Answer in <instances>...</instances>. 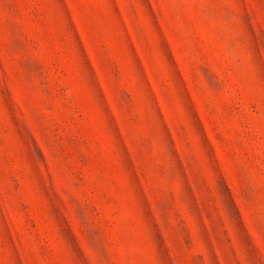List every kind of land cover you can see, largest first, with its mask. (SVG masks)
Masks as SVG:
<instances>
[{
    "label": "rangeland",
    "instance_id": "374dc122",
    "mask_svg": "<svg viewBox=\"0 0 264 264\" xmlns=\"http://www.w3.org/2000/svg\"><path fill=\"white\" fill-rule=\"evenodd\" d=\"M0 264H264V0H0Z\"/></svg>",
    "mask_w": 264,
    "mask_h": 264
}]
</instances>
